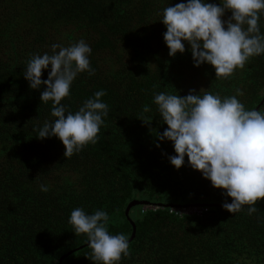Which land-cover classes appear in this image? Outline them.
I'll return each instance as SVG.
<instances>
[{
	"label": "trees",
	"instance_id": "obj_1",
	"mask_svg": "<svg viewBox=\"0 0 264 264\" xmlns=\"http://www.w3.org/2000/svg\"><path fill=\"white\" fill-rule=\"evenodd\" d=\"M181 2L0 0V264H94L86 234L76 236L68 222L77 207L106 211L109 234L128 238L130 256L118 264H264V199L252 215L247 205L228 212L222 204L231 198L187 156L180 169L171 165L173 143L156 137L168 127L154 103L160 92L203 89L223 99L240 89L246 110H264V54L219 80L211 65L194 66L187 42L183 54L168 55L160 20L165 7ZM259 26L264 35V15ZM81 39L95 74L79 73L61 103L75 113L105 90L109 110L97 143L66 159L58 138H37L36 129L55 119L52 101L41 102L46 85L31 89L23 74L33 54ZM135 200L148 205L127 212ZM192 204L201 210L182 208Z\"/></svg>",
	"mask_w": 264,
	"mask_h": 264
},
{
	"label": "clouds",
	"instance_id": "obj_2",
	"mask_svg": "<svg viewBox=\"0 0 264 264\" xmlns=\"http://www.w3.org/2000/svg\"><path fill=\"white\" fill-rule=\"evenodd\" d=\"M226 12L231 15L224 20ZM261 15L264 0H220L219 5L187 0L167 6L160 21L167 29L163 38L168 55L174 58L177 53L183 54L187 42L195 67L207 63L214 68L215 79H228L237 69H243L250 58L264 54ZM51 48V54H33L23 76L31 89L46 85L41 102L52 101L51 116L55 119L46 120L36 129L37 138H58L68 159L87 145L97 143L109 106L101 99L106 91L99 90L75 113L67 111L61 101L69 96L77 75L95 74L89 60L92 49L83 39L68 47L53 44ZM49 66L48 78L42 80L43 70ZM202 90L196 93L191 89L186 96L154 94L162 123L168 126L156 137L173 143L176 154L168 157L171 165L180 169L187 156L192 169L231 198V203L223 202L225 210L234 214L247 205V213L252 215L258 211L257 202L264 199V110H246L237 98L243 95L240 89L223 99L208 91L201 95ZM156 147L160 145L157 143ZM40 190L49 189L40 185ZM68 222L76 236L86 234L91 249L86 257L94 264H118L122 256H130L128 238L124 234H109L106 211L96 210L89 215L77 207L71 211Z\"/></svg>",
	"mask_w": 264,
	"mask_h": 264
},
{
	"label": "water",
	"instance_id": "obj_3",
	"mask_svg": "<svg viewBox=\"0 0 264 264\" xmlns=\"http://www.w3.org/2000/svg\"><path fill=\"white\" fill-rule=\"evenodd\" d=\"M136 204H146L148 205L147 202H144V201H141V200H135V201H132L129 205H128V208H127V212L129 211L130 207L131 206H134ZM158 206V205H157ZM185 207H182V208H193V207H202V205H198V204H192V205H184ZM156 207V205H155Z\"/></svg>",
	"mask_w": 264,
	"mask_h": 264
},
{
	"label": "rangeland",
	"instance_id": "obj_4",
	"mask_svg": "<svg viewBox=\"0 0 264 264\" xmlns=\"http://www.w3.org/2000/svg\"><path fill=\"white\" fill-rule=\"evenodd\" d=\"M185 210V209H184ZM201 210V207H193V208H187L185 211H200Z\"/></svg>",
	"mask_w": 264,
	"mask_h": 264
}]
</instances>
